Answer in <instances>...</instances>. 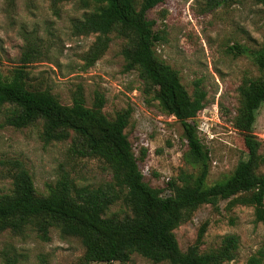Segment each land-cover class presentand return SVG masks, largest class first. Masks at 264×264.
<instances>
[{
  "label": "rangeland",
  "instance_id": "rangeland-1",
  "mask_svg": "<svg viewBox=\"0 0 264 264\" xmlns=\"http://www.w3.org/2000/svg\"><path fill=\"white\" fill-rule=\"evenodd\" d=\"M94 8L92 1L84 4L81 0H0V74L9 77L22 68L28 84L47 88L64 105H71L81 94L91 107L97 94H102V111L109 119L130 104L134 110L125 132L136 155L141 146L147 148L140 163L144 180L152 187H162L168 178H177L180 170L196 176L199 167L184 159L187 147L183 148L182 126L161 111L157 87L146 94L139 72L126 70L123 50L127 40L111 32L102 55L92 64L86 60L96 34H81L75 24ZM146 16L160 37L155 45L159 58L178 72L189 93L195 83L206 93L204 107L193 121L208 151L207 183L212 184L246 158L243 133L234 119L241 105L243 80L263 73L253 55L264 47V7L255 0H164ZM29 47L32 54L25 60ZM7 113L0 108V192L10 191L16 161L28 170L42 195L62 176L77 187L91 189L104 188L111 181L108 165L100 158L81 155L72 132L65 140L45 141L41 121L15 128L5 123ZM253 134L264 155V103L255 111ZM258 171L264 173V164ZM127 212L121 200L108 210L109 215L118 216ZM202 226L201 252L218 248L232 234L238 245L233 258L224 264H247L251 256H261L260 264H264V222L256 220L253 206L229 199L220 200L217 207L199 206L174 230L182 251L197 240ZM83 253L78 238L62 237L55 228L47 240L30 230L0 232V264L9 256H15L19 264H81ZM131 263L168 264L154 263L138 253L131 254L128 262L111 264Z\"/></svg>",
  "mask_w": 264,
  "mask_h": 264
},
{
  "label": "trees",
  "instance_id": "trees-1",
  "mask_svg": "<svg viewBox=\"0 0 264 264\" xmlns=\"http://www.w3.org/2000/svg\"><path fill=\"white\" fill-rule=\"evenodd\" d=\"M93 2L95 8L86 12L75 24L81 34H96V40L86 55L92 64L106 50L111 32L127 40L123 50L126 70L139 72L147 94L157 87L161 111L173 116L183 129L184 159L197 165L196 176L180 170L162 187H152L140 168L147 148L141 146L136 155L125 132L133 114L129 104L109 119L102 111L105 98L97 94L91 107L78 94L71 105L61 104L47 88L34 87L25 80L22 68L9 77L0 74V108L7 109L5 123L23 128L42 122L45 141L67 139L71 132L79 140V153L102 159L111 170L107 187L91 189L77 187L62 176L46 195L37 192L32 176L20 163H14L11 189L0 192V232L13 234L30 230L48 239L55 228L62 237H76L84 247L81 264L92 262H128L138 253L154 262L168 264H224L234 256L238 245L235 235H227L221 245L206 252L199 250L205 226L197 240L185 251L178 245L174 230L188 221L203 204L217 207L220 200L253 206L257 221L264 222V164L261 142L253 134L255 111L264 103V47L253 55V62L263 72L258 78H245L240 86L241 105L234 119L243 133L246 158L232 172L212 184L208 151L204 149L193 119L203 109L206 93L195 83L189 93L178 72L165 63L155 51L160 40L147 19V11L164 0H81ZM217 3V0H209ZM233 2L235 0H219ZM264 7V0H255ZM32 54L26 49L24 59ZM156 175V174H155ZM117 200L128 208L123 216L109 215V206ZM8 256V255H7ZM261 256H251L247 264H260ZM3 264H19L7 257ZM134 264V263H131Z\"/></svg>",
  "mask_w": 264,
  "mask_h": 264
},
{
  "label": "built area",
  "instance_id": "built-area-1",
  "mask_svg": "<svg viewBox=\"0 0 264 264\" xmlns=\"http://www.w3.org/2000/svg\"><path fill=\"white\" fill-rule=\"evenodd\" d=\"M143 171V170H142ZM144 174V173H143ZM145 175V174H144ZM168 180H170L169 178H168Z\"/></svg>",
  "mask_w": 264,
  "mask_h": 264
}]
</instances>
